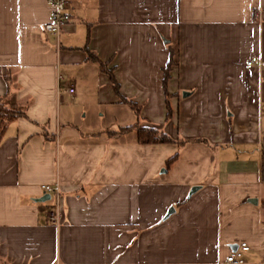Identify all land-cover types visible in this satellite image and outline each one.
<instances>
[{"label": "crops", "instance_id": "0c3cea01", "mask_svg": "<svg viewBox=\"0 0 264 264\" xmlns=\"http://www.w3.org/2000/svg\"><path fill=\"white\" fill-rule=\"evenodd\" d=\"M65 9L55 41L46 0H0V104L21 113L0 136V264H211L239 243L245 264H264V66H245L264 63V0ZM78 102L133 122L80 129L61 109ZM133 125L173 143L107 134ZM53 182L57 225L37 201Z\"/></svg>", "mask_w": 264, "mask_h": 264}, {"label": "built area", "instance_id": "2783aa9c", "mask_svg": "<svg viewBox=\"0 0 264 264\" xmlns=\"http://www.w3.org/2000/svg\"><path fill=\"white\" fill-rule=\"evenodd\" d=\"M49 10V19L42 25V31L51 35L55 41H57L58 35L61 32L62 27L68 21V15L65 9L66 0H46ZM255 63L257 67H263L264 63L258 59L246 62L245 66ZM67 93H71V89H67ZM40 190L43 194L48 196L51 202V207L47 213V220L52 225H57L61 216V198L60 189L56 182L48 185H40ZM248 250V247L244 243H239L231 250L220 262L211 264H245L243 259V253Z\"/></svg>", "mask_w": 264, "mask_h": 264}, {"label": "trees", "instance_id": "16d2710c", "mask_svg": "<svg viewBox=\"0 0 264 264\" xmlns=\"http://www.w3.org/2000/svg\"><path fill=\"white\" fill-rule=\"evenodd\" d=\"M174 53L172 51H168V61L166 63L165 68L162 71V79H161V86L162 91L165 98V92H164V82L166 79L167 69L170 65L174 64L173 60ZM102 71L106 74L108 77V80L112 86V90L114 93H117L116 84L114 83L112 76L109 71L104 69L103 65H99ZM4 81H6V84H9V78L8 76L4 77ZM129 107L135 112V108L132 105H129ZM165 119L169 116V110L167 108V105H165ZM262 112L264 113V104L262 105ZM21 116V113L17 111L13 107L3 106L0 104V136L3 132V129L5 125L14 120L15 118ZM129 130H133L135 134V141L138 144H167V143H173V140H171L168 136H166L163 132L153 129V128H143L139 126H128V127H122L119 129H116L115 131H107V134L110 136H118L124 132H127ZM261 141L264 143V134L262 135ZM177 146L182 144V141H176L175 142ZM174 159V156L170 157L165 161V166H167L172 160ZM259 176H260V185L262 189V196L260 198V205L262 208H264V152H261L260 154V165H259Z\"/></svg>", "mask_w": 264, "mask_h": 264}, {"label": "rangeland", "instance_id": "374dc122", "mask_svg": "<svg viewBox=\"0 0 264 264\" xmlns=\"http://www.w3.org/2000/svg\"><path fill=\"white\" fill-rule=\"evenodd\" d=\"M63 97L65 102L70 101V96L64 95ZM61 109H63L64 115H69L70 120H72V122H74V125L78 126L80 129L85 128V126H94L97 129H106L110 126L111 128H117V126H123L124 124L127 125L133 122L132 119H121L123 121L111 119V116L107 115L106 111H103L102 116H96V110L94 108L89 107L88 105L85 106L82 102L74 104L69 109V113H67V109L64 108V105L63 108L61 107ZM83 113H86L84 117Z\"/></svg>", "mask_w": 264, "mask_h": 264}, {"label": "water", "instance_id": "95a60500", "mask_svg": "<svg viewBox=\"0 0 264 264\" xmlns=\"http://www.w3.org/2000/svg\"><path fill=\"white\" fill-rule=\"evenodd\" d=\"M191 190H192V189H191ZM188 194H190V193H188ZM47 199H48V196H47V195H44V196L41 197L40 199H37V201L42 202V201L47 200Z\"/></svg>", "mask_w": 264, "mask_h": 264}]
</instances>
